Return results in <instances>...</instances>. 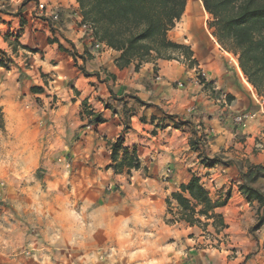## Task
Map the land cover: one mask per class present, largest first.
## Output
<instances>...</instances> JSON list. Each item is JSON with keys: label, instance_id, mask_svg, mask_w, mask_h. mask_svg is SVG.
<instances>
[{"label": "crops", "instance_id": "0c3cea01", "mask_svg": "<svg viewBox=\"0 0 264 264\" xmlns=\"http://www.w3.org/2000/svg\"><path fill=\"white\" fill-rule=\"evenodd\" d=\"M24 2L18 27L10 32H15L20 46L35 51L28 55L27 67L18 63L8 71L0 66L5 125L19 142L31 145L36 157L32 164L47 170V181L54 175L49 184L70 185V201L85 211L79 215L92 220L93 247L116 249L134 243L137 231L142 246L151 242L162 246L174 233L179 234L175 224L165 230L171 235L159 238L152 232L163 230L159 220L166 194L188 181L189 169L197 167L200 154L223 161L244 158V170L250 167L254 178L252 185L262 187L264 97L246 81L234 56L212 44L193 19H184L183 28L176 30L180 19L168 32L171 40L190 46L192 62L158 59L135 71L132 64L117 67V51L99 42L95 46L97 41L82 24L76 0H46L44 10L37 9L35 0ZM9 10L0 11V29H12L9 20L11 24L17 21L11 13L14 9ZM55 12L56 20L51 18ZM198 68L206 72L205 80L198 77ZM32 87L40 91L33 92ZM53 96L56 102L51 108L48 103ZM17 104L25 106L24 112L13 111ZM243 112L255 115L244 125L235 124L233 118ZM94 115L102 121L95 122ZM118 138L123 147L135 148L140 160L129 181L125 173H115L110 167L111 144ZM194 139L202 144L193 148ZM57 153L71 158L70 176L61 175L63 158L58 163L53 160ZM168 168L171 177L163 182ZM208 170L217 186L211 195L231 188L225 204L215 208L223 216L222 230L230 238L248 231L256 222L257 210L238 190V168L231 161ZM164 184L170 187L165 190ZM134 200H140L142 208L133 210ZM91 205H95L92 211L88 210ZM193 253L198 260L200 253ZM149 260L145 257L141 262L150 264ZM158 264H193V260H178L173 250Z\"/></svg>", "mask_w": 264, "mask_h": 264}, {"label": "rangeland", "instance_id": "374dc122", "mask_svg": "<svg viewBox=\"0 0 264 264\" xmlns=\"http://www.w3.org/2000/svg\"><path fill=\"white\" fill-rule=\"evenodd\" d=\"M0 1H2L0 11L6 14L12 7L14 11L11 13H14V19L17 20L12 24V20H9L8 25L12 29L6 26L0 29V59L6 65L4 70L9 71L10 66L16 67L18 63L21 67H27L29 57L35 49L28 48L25 49L26 52L21 50L22 46L14 38L13 33L15 32H10L17 29L19 23L17 16L26 0ZM35 1L38 10H44L46 4L49 3L46 0ZM39 3L43 5L42 8H39ZM187 14L193 17V22L197 23V28L205 33L209 41L215 46L218 45L207 26L208 15L202 7L201 0H194L192 8ZM187 14L183 13L182 21L178 23L176 30L183 28L182 24ZM55 15L56 18H54ZM51 18L56 20L58 14L56 12L51 14ZM55 99L56 97L53 96L48 103L51 108L56 102ZM24 110L23 104H17L13 108L15 112H24ZM0 112L3 116V127H0V264H142L141 261L145 257L151 258L147 263L158 264L163 261L166 254L173 250L177 252L178 260L183 259L185 262L193 260V264H264V222L258 228H254L263 208L257 200L249 202L240 191L247 202L253 203L252 209L255 212L257 210V217L256 222L248 231L237 233L236 237L230 238V233H225L222 227H218L220 225H213L212 220H209L206 226L198 224L190 226L184 221L177 220L179 206L170 196L173 191L178 190L179 186H177V189L170 190L164 199V214L159 220L163 230L156 231L154 229L152 232L159 238L160 235H171V232L168 233L165 230L168 229V226L175 224L179 234L175 235L176 233H174V238H169L163 244L161 242L162 246H155L152 242L147 243L148 246H142L139 242L141 235L137 231L133 232V238L137 239L134 243H126L116 249L109 246L93 247L91 244L93 239L92 220L90 217L86 218L84 214L79 215L82 209L77 207L75 202L73 203L74 200L70 201L73 198L70 185L56 187L55 183L49 184V180H54V175L49 176L47 181V170L42 166L36 168L32 164L36 157L31 150V145L24 140L19 142L12 135L5 125L1 107ZM60 157L63 158L62 168L60 167L63 170L61 175L68 177L72 170L71 158L66 157L65 154L57 153L53 160L57 162ZM199 157L197 167L191 171L189 169V173L195 174L199 178L201 185L212 200L226 198V201L231 195V188H220L216 190V194H210L217 186L214 178L210 177L208 168L216 163L223 165L232 161L236 165L238 168L236 176L240 181L238 190L239 185L244 181L253 186L252 174L244 170L247 165L244 158L233 157L231 160L223 161L201 154ZM133 171L130 175L125 173L127 181ZM260 174L264 176L263 173L260 172ZM162 177H165L162 178L163 182H168L171 177V169L168 168ZM169 187L168 184L163 185L165 190ZM262 187L255 188L264 194V182ZM141 204L140 200L132 201L133 210L142 208ZM250 204L249 206H251ZM94 208L95 205H91L88 210L92 211ZM210 223L211 226L208 227ZM186 227H192V229L188 230ZM154 235L149 234L148 237L155 239ZM171 240H174L173 244ZM189 248H192V251H189ZM193 251L200 253V260L195 259Z\"/></svg>", "mask_w": 264, "mask_h": 264}, {"label": "trees", "instance_id": "16d2710c", "mask_svg": "<svg viewBox=\"0 0 264 264\" xmlns=\"http://www.w3.org/2000/svg\"><path fill=\"white\" fill-rule=\"evenodd\" d=\"M76 2L82 24L92 32L96 41L118 52L117 67L132 64L136 71L143 63L158 59L192 62L190 46L168 37V32L181 19L187 0ZM201 4L208 15L207 26L220 49L236 58L246 81L258 96L264 97V0H201ZM22 48L28 49L26 46ZM79 56L85 60L83 55ZM0 66H6L2 59ZM31 90L39 92L40 88L32 87ZM93 120L101 122L102 118L94 115ZM0 127H3L1 112ZM200 142L191 140V146L195 148ZM111 160L110 167L115 173L130 175L132 170L140 167L135 148L123 147L120 138L111 144ZM239 191L249 202L257 200L261 203L263 212L254 224V228H258L264 222V194L246 181L239 185ZM170 196L179 206L177 220L190 226H206L209 220L215 226H225L222 215L216 213L215 208L224 205L226 198L212 200L195 174H191L188 181L181 183Z\"/></svg>", "mask_w": 264, "mask_h": 264}, {"label": "built area", "instance_id": "2783aa9c", "mask_svg": "<svg viewBox=\"0 0 264 264\" xmlns=\"http://www.w3.org/2000/svg\"><path fill=\"white\" fill-rule=\"evenodd\" d=\"M39 8H42L43 5L41 3L38 4ZM54 18H56V15L54 16ZM99 45V43L97 42L95 44V46L97 47ZM197 75L200 79L205 80L206 79V72L204 70H202L201 68L197 69ZM157 79H159V76H156ZM255 114L254 113H249V112H243V113H239L237 115H235V117L233 118V121L235 124L237 125H244L245 122L249 119H251Z\"/></svg>", "mask_w": 264, "mask_h": 264}, {"label": "bare ground", "instance_id": "6f19581e", "mask_svg": "<svg viewBox=\"0 0 264 264\" xmlns=\"http://www.w3.org/2000/svg\"><path fill=\"white\" fill-rule=\"evenodd\" d=\"M193 3H194V0H188L187 1L186 10L184 12L185 14H187V12L191 10ZM192 18H193L192 16H190L189 14H187V16H186L185 19H192Z\"/></svg>", "mask_w": 264, "mask_h": 264}]
</instances>
